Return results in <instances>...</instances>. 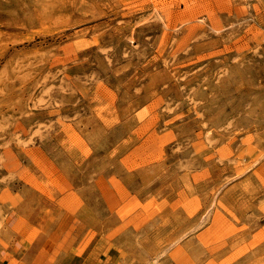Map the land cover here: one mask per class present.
<instances>
[{
  "label": "rangeland",
  "instance_id": "374dc122",
  "mask_svg": "<svg viewBox=\"0 0 264 264\" xmlns=\"http://www.w3.org/2000/svg\"><path fill=\"white\" fill-rule=\"evenodd\" d=\"M44 240L264 264V0H0V264Z\"/></svg>",
  "mask_w": 264,
  "mask_h": 264
},
{
  "label": "crops",
  "instance_id": "0c3cea01",
  "mask_svg": "<svg viewBox=\"0 0 264 264\" xmlns=\"http://www.w3.org/2000/svg\"><path fill=\"white\" fill-rule=\"evenodd\" d=\"M79 238L77 240L76 243H72L69 248H67L68 250H76L77 247H79L78 243H79ZM13 245L11 247V249H9L12 253L16 254L20 248L18 246L17 243L12 242ZM47 240L42 241V243H38L36 244V246H39V253L37 254V258H34V260L30 263V264H46L47 263V251H52L53 249H55L56 245L54 242L50 241V243H48ZM35 248V247H33ZM32 248V249H33ZM92 250H94V246L92 245L90 247ZM34 250H37L36 248ZM1 253L3 254V251L1 250ZM8 253V252H7ZM108 254L102 253L101 256H98L97 260H94V253L93 252H88V254L86 255H81V254H77L74 256H71L69 258H65V259H60L57 264H99V259H102L101 257H103V259L107 258ZM92 256V258H91ZM87 257V258H86ZM14 262V255L11 254L10 256L7 257L6 263L5 264H13Z\"/></svg>",
  "mask_w": 264,
  "mask_h": 264
}]
</instances>
